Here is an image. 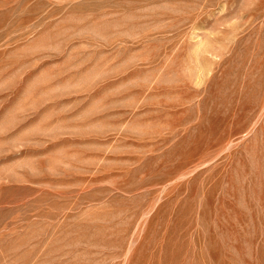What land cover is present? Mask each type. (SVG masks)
I'll use <instances>...</instances> for the list:
<instances>
[{"label": "rangeland", "instance_id": "374dc122", "mask_svg": "<svg viewBox=\"0 0 264 264\" xmlns=\"http://www.w3.org/2000/svg\"><path fill=\"white\" fill-rule=\"evenodd\" d=\"M0 264H264V0H0Z\"/></svg>", "mask_w": 264, "mask_h": 264}]
</instances>
